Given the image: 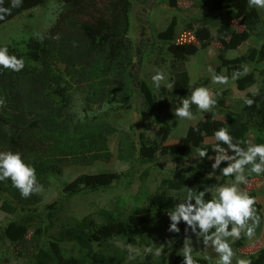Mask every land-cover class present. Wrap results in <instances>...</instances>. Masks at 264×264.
Instances as JSON below:
<instances>
[{"label": "trees", "instance_id": "trees-1", "mask_svg": "<svg viewBox=\"0 0 264 264\" xmlns=\"http://www.w3.org/2000/svg\"><path fill=\"white\" fill-rule=\"evenodd\" d=\"M201 1L207 13L201 16V24L194 32L201 48L213 41L221 44L226 41L232 50L252 38L261 41L259 47L251 46L237 57L226 59L221 54L216 69V73L224 69L239 91L253 85L257 90L247 94L248 99L254 101L251 107L244 104L240 111L226 113L223 120L206 116L187 128L183 143L176 147L166 143L181 119L175 114L170 121L160 118L162 126L153 136L140 132L136 138L131 131L121 130L101 119L106 111L129 110L135 93L130 74L133 44L128 37L130 0H61L57 17L45 32L0 47H6L9 55L24 60V68L19 72L0 66V100L4 101L0 105V152L20 153L24 162L35 168L37 182L43 190L48 188L52 174L59 172L61 167H89L110 160L108 140L113 135L117 137V159L121 162L136 161L144 165L162 157L180 166L189 156H197L191 179L177 173L175 180H161L148 205L135 206L127 213L116 206L113 210H99L96 215L68 221L53 236L55 242L51 249L40 244V232L36 233L30 244L34 251L27 249L22 256L24 264H183L182 253L160 257L154 254L157 247L174 244L165 230L170 221L168 213L184 201L168 190L184 188L187 194L189 189L197 193L208 189L204 199H213L209 193L213 179L204 171L212 166L213 148L218 143L214 133L220 128H226L234 142L245 149L249 144H264V69L254 67L246 75L232 79L234 72H243L244 67L264 61V9L261 15L247 0ZM244 1L247 3L239 14L238 6L242 7ZM42 2L22 0L20 7L13 8L12 0H3L0 7L10 8L11 14L0 20V26ZM168 2L172 8L177 5L176 0ZM174 24L175 19L165 32L158 34L161 41L158 50L166 52L173 60L170 91L161 88V96L156 98L146 84L140 85L144 108L151 113H168L173 104L177 109L192 94L183 64L198 52V47L194 43L175 44ZM164 62V58L159 59V63ZM165 95L169 96V101ZM196 109L195 105L191 106L192 113ZM207 138H214V142L206 143ZM200 148L208 150V157L199 158L197 149ZM129 174L133 173L81 175L64 191L105 189L124 176L130 178ZM0 191L11 198L8 204L1 206L5 212L13 214L19 209L29 213L30 220L37 215L41 193L23 198L10 178L0 180ZM60 207V200L49 204L47 219ZM151 223L162 235L155 240L145 238L148 244L143 241L145 244L140 245L142 248L148 245L152 252L143 248L139 256H135L137 252H130L128 246L136 237L150 231L152 228L147 230V227ZM50 227L49 224L41 231V238ZM40 229L38 226V231ZM0 239L19 243L23 239L19 223L10 222L0 232ZM68 245L70 249H66ZM235 245L241 246V242L236 241ZM193 258L198 264H204L194 253ZM248 259L252 264H264V248Z\"/></svg>", "mask_w": 264, "mask_h": 264}, {"label": "rangeland", "instance_id": "rangeland-1", "mask_svg": "<svg viewBox=\"0 0 264 264\" xmlns=\"http://www.w3.org/2000/svg\"><path fill=\"white\" fill-rule=\"evenodd\" d=\"M248 1V0H247ZM247 1L238 6V12L241 14ZM129 12V32L128 37L133 44V64L130 69L131 79L133 82L134 97L131 100V108L129 110L106 111L101 114V119L110 125L120 128L121 130L131 131L133 137H137L140 132L153 136L158 128L160 118H169L175 114L176 105L173 104L168 113H151L144 108V102L140 93V85L146 84L151 93L159 98L161 96V88H165L169 92L173 83L171 72L172 58L166 52L158 50L161 47V41L158 34L167 30L169 24L175 19L173 42L175 44L194 43L198 47V52L188 58L183 64L188 73V84L193 92L196 88L206 87L213 94L217 101L216 106L209 112H203L197 107L193 112L194 119H180L175 130L169 135L167 144L179 146L183 143V138L189 126L194 125L206 116L212 115L214 118L223 120L230 111H240L244 107V100L248 93L256 92L255 85L239 91L234 81H228V84L221 85L214 83V75L226 76V71L219 67L218 57L222 54L226 59L242 55L249 47H259L261 41L249 39L241 45L235 46V49L228 48L226 41L221 44L219 42H211L207 47L201 48L200 43L195 39L194 32L201 24V16L207 13V9L201 0H176V7L169 6L168 0H130ZM246 2V3H245ZM61 0H43V2L33 9L14 18L8 23L0 26V47L11 44L13 41L27 39L31 36L41 35L45 32L51 22L57 17L56 11L60 8ZM242 10V11H241ZM262 15L263 9L258 8ZM234 27L241 29L236 23ZM210 26L209 28H212ZM214 33V29L211 30ZM223 57V58H224ZM164 58V63H159V59ZM254 67L264 69V61L258 65L251 64L247 68L252 70ZM211 69V71H210ZM157 72H162L165 76L159 87L153 82L152 77ZM257 75V74H256ZM169 101V96L165 95ZM220 105V102H222ZM77 107L79 105L77 104ZM79 111V108H77ZM220 112V113H219ZM206 143H213L214 138H207ZM111 158L108 161L96 162L89 167H80L71 165L69 167H61L60 171L52 174L49 178L48 188L41 192L42 201L38 204L37 215L31 220L30 214L16 209L13 214H9L1 209L3 204H8L11 200L10 196L0 191V232L13 221H17L20 226L23 239L15 244L7 239H0V264H24L22 256L25 250L33 252L30 246L33 244L35 234L39 233V241L44 247L51 249L52 243L55 242L53 236L56 235L62 224H66L73 219L80 220L84 216L96 215L99 210H113L118 206L123 209V213L131 211L135 206L141 207L148 205L149 197L155 193L163 179L175 180L177 173H182L190 180L192 177V167L196 165L197 156L192 155L186 158L184 164L176 166L169 159L159 157L152 164L141 165L136 161L121 162L117 159V137L110 136L108 140ZM212 164L214 160H211ZM227 163V162H225ZM226 167L224 162L220 168ZM133 173L130 178L123 177L119 182L112 183L105 189L89 190L84 189L76 193L65 192L64 188L77 177L93 174H125ZM206 176L213 179L209 185V193L212 198H216L215 188L219 185L231 184L234 177H224L220 169L213 171L212 166L205 169ZM145 177H141L142 175ZM130 179V183H128ZM250 183L240 185L241 190L247 191L250 196L256 198V208L261 216L260 226L256 229V235L252 240L243 236L240 240L241 246H236L235 242L230 239L231 246L239 258H249L264 248V173L261 175L252 174L248 176ZM172 194L185 199L186 193L184 188L179 191L168 190ZM60 200L62 207L53 216L47 219L49 209L47 206L55 201ZM194 203V201H193ZM12 205V204H11ZM29 214V215H28ZM55 217V218H54ZM54 218V219H53ZM42 221V223H41ZM51 227L48 232L42 235L41 231L48 225ZM171 220L165 227L169 233L170 239L174 244L165 245L162 254L182 253V247L186 238L192 241L193 253L198 260L204 264H219L218 254L215 253L211 245L205 247L202 238L198 237L187 225L181 221L178 224L179 233L168 231ZM38 226L40 230L38 231ZM152 228V229H151ZM151 229V230H150ZM142 236L136 237V241L131 243L132 250H135V256H139L142 250L148 249L147 246L140 244L148 241L146 239H159L162 231H158L157 227L151 223ZM162 230V228L160 229ZM199 231V229H197ZM167 233V234H168ZM32 241V243H30ZM63 248V244H60ZM66 249H70V245ZM56 252L57 250H51ZM235 264V260L233 262Z\"/></svg>", "mask_w": 264, "mask_h": 264}, {"label": "clouds", "instance_id": "clouds-1", "mask_svg": "<svg viewBox=\"0 0 264 264\" xmlns=\"http://www.w3.org/2000/svg\"><path fill=\"white\" fill-rule=\"evenodd\" d=\"M2 3L3 0H0V4ZM21 4L22 0H12L13 8L20 7ZM248 4L250 7L264 9V0H248ZM10 14V8L0 7V20H4ZM0 66L19 72L24 68V60L18 59L15 55H9L6 47L0 48ZM248 72L249 69L244 67L243 72H234L232 79H238ZM164 79L162 72H157L152 77L157 87ZM213 81L226 85L229 78L224 75H214ZM244 102L249 107L254 103L252 99L247 98ZM3 103L4 101L0 100V105ZM216 104L214 94L206 87H199L188 99L182 101V106L175 110V115L181 119L192 120L194 119L191 111L192 105L203 112H209ZM214 137L218 143L213 148L215 156L211 158L214 160L212 169L213 171L220 169L224 177H234V181L231 184L217 186L215 188L216 198L207 201L204 197L208 189L198 193L189 189L184 201L178 203L175 209L168 213L171 220L168 231L179 233L178 224L183 221L187 225L185 232L190 228L198 240L202 238L205 247L211 245L218 254L219 264H233L234 260L235 264H252L251 259L236 256L230 239L235 242L240 240L243 234L244 237L252 240L256 235V229L260 226L261 216L256 208V198L250 196L247 191L241 190L239 186L250 183L248 176L264 173V144H249L245 149L239 143L234 142V137L226 128L215 131ZM197 153L201 159L208 157L206 148L197 149ZM222 162H227V166L221 169ZM9 178L23 198L43 191V186L37 182L35 168L26 164L20 153L0 152V180ZM191 244L192 241L186 238L182 247L183 264H198V261L193 258ZM128 247L131 252L132 246ZM146 251L152 252V248ZM162 252L163 247L161 246L155 249L154 254L160 257Z\"/></svg>", "mask_w": 264, "mask_h": 264}]
</instances>
